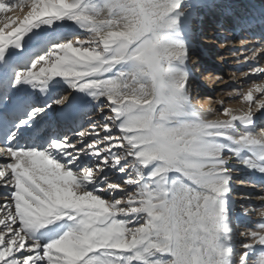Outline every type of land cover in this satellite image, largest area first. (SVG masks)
Masks as SVG:
<instances>
[{
    "label": "snow or ice",
    "instance_id": "obj_1",
    "mask_svg": "<svg viewBox=\"0 0 264 264\" xmlns=\"http://www.w3.org/2000/svg\"><path fill=\"white\" fill-rule=\"evenodd\" d=\"M217 10L260 32L242 107L205 112ZM260 44L264 0H0V264H264V208L237 232L232 199L235 164L264 178Z\"/></svg>",
    "mask_w": 264,
    "mask_h": 264
},
{
    "label": "bare ground",
    "instance_id": "obj_2",
    "mask_svg": "<svg viewBox=\"0 0 264 264\" xmlns=\"http://www.w3.org/2000/svg\"><path fill=\"white\" fill-rule=\"evenodd\" d=\"M252 2L255 5L260 4V0H238V6L250 7ZM194 28V55L190 62L196 76L193 103L205 112L209 108H219V101H224V107L240 109L242 105L239 98L229 99V97H236L238 92L246 91L251 84V80L245 81L244 77V73L250 71L249 62L245 61L244 57H251V51L247 50L241 41L243 40L245 45L250 47L255 37L249 33L258 34L257 31L255 29L242 31L233 18L221 15L218 10L203 12L195 22ZM202 29L207 30L202 32ZM66 30H71V26L66 25ZM257 47L260 48L259 60L251 63L253 66L264 67V44L257 45ZM197 58L199 63H197ZM209 118L216 117L209 116ZM257 123L260 124L261 121L258 120ZM234 166L237 171L234 172L235 195L232 199L236 201V211L241 214L240 225L256 223L260 219L256 211L264 206V200L260 199L264 196V187L261 186L263 182L261 179L264 180V178L239 164ZM241 204L248 207L247 216L243 215L244 209L241 208ZM239 229H241L240 226L237 232Z\"/></svg>",
    "mask_w": 264,
    "mask_h": 264
},
{
    "label": "rangeland",
    "instance_id": "obj_3",
    "mask_svg": "<svg viewBox=\"0 0 264 264\" xmlns=\"http://www.w3.org/2000/svg\"><path fill=\"white\" fill-rule=\"evenodd\" d=\"M204 27H205V25H204ZM207 29H202V32H205ZM260 208H264V206H262V207H260ZM259 208V209H260ZM257 223V222H256ZM256 223H252V224H249V225H247V223H245L246 225L245 226H241L240 225V228L241 229H239V231H242V230H244L245 228H251V229H253V230H255V226H256ZM255 224V225H254Z\"/></svg>",
    "mask_w": 264,
    "mask_h": 264
}]
</instances>
